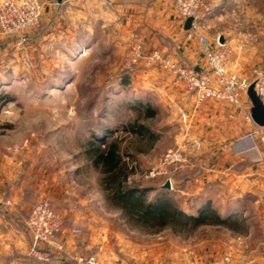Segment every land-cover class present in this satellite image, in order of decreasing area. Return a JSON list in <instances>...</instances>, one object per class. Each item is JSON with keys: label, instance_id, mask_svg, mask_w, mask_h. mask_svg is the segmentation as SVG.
<instances>
[{"label": "rangeland", "instance_id": "obj_1", "mask_svg": "<svg viewBox=\"0 0 264 264\" xmlns=\"http://www.w3.org/2000/svg\"><path fill=\"white\" fill-rule=\"evenodd\" d=\"M155 1L67 0L59 6L48 0L38 28L18 38L0 37V170L11 176L0 198L13 205L11 199L22 200L15 208L19 217L46 199L64 218L69 230L65 250L48 264H77L79 257L93 258L96 264H153L158 251L161 264H189V238L222 237L198 233L199 228L188 234L145 226L134 217L131 201L124 204L118 197L132 189L137 198L150 188L140 197L143 202L171 200L190 214L181 206L184 193L156 189L163 190L170 176H149L168 152L189 144L187 135L180 137L178 115L170 119V110L161 109L151 93V74L172 72L131 59L136 46L143 53L154 51V45L171 50L167 43L153 44L147 52L148 45L143 46L142 36L151 38L162 30L147 13ZM199 27L212 44L218 35L226 39L228 57L231 49L236 58L255 57L261 61L256 69L264 71V0H210ZM111 147L118 165L110 169L95 163V150L105 153ZM188 150L184 148L187 158ZM10 207L0 209L7 213ZM257 218L246 223L229 218L226 227L240 233L253 230L245 242L260 257L264 243ZM16 220L10 223L22 247L0 252V261L39 264L29 257L30 236ZM76 229L80 231L73 235ZM13 235L1 228L0 248L13 242ZM245 258L237 264L256 263Z\"/></svg>", "mask_w": 264, "mask_h": 264}, {"label": "crops", "instance_id": "obj_2", "mask_svg": "<svg viewBox=\"0 0 264 264\" xmlns=\"http://www.w3.org/2000/svg\"><path fill=\"white\" fill-rule=\"evenodd\" d=\"M66 2L67 0H63L61 6ZM147 13L154 15V24L160 26L162 30L151 38L142 36L143 46L148 45L145 46L147 49L144 47L146 52L153 44L158 43L162 47L167 43L171 45V50L157 49L165 57L175 62H188L189 66L197 69H205L201 48L194 41L197 37L190 36L189 30L184 29L185 21L179 18L173 6L166 0H156L155 5L152 4ZM122 19L126 23L127 14ZM148 27L151 29V26ZM156 28L153 26L152 30ZM166 31L168 34L165 36ZM145 32L147 31H143ZM222 38L223 44L228 47L229 43ZM154 46L152 48L156 50ZM233 52L234 49H231V56L227 58V67L232 74L250 77L253 70L261 65V61L255 57L236 58L232 55ZM149 53L144 52L143 55ZM151 75L154 84L151 93L156 97L161 109L170 110V119L178 115V123L183 127L180 137L185 134L188 142L197 140L201 144L198 150L189 146L187 155L190 166L183 172L174 171L170 175V190L185 194L186 200L181 206L185 205L192 216L204 208H209L223 219L237 218L239 221L244 220L245 223V219L249 221L259 217L262 221L261 239L264 243V161L260 163L254 161L262 152L260 144L246 140V134L251 131L252 125L244 120L239 110L227 104L207 100L197 105L194 96L172 74L165 72V75H168L165 77L163 72L162 74L154 72ZM242 101L250 110L248 97L243 96ZM1 173L0 170V193L4 189L3 185L11 181L10 174L4 173L2 176ZM11 200L14 205L5 208L8 210L7 213L0 209V232L1 228L7 229L8 232L14 233L12 237L15 239L2 245L0 248L2 253H10L12 248L22 247L16 243L15 232L18 230L10 222L17 219L16 221L23 226L31 208L25 209L26 214L19 217L15 208L22 204V200ZM12 210L16 214L11 213ZM198 230V233L203 231L222 233L220 234L222 237L196 241L193 237L189 238L185 244L188 254L186 261L189 264H237L246 256L253 259L252 262L256 261L254 264H264V255L258 257L256 247L255 249L248 247L245 242L253 230L248 229L247 233H240L224 226H202ZM29 243L28 250L31 247L30 238ZM261 253H264V247ZM159 254L160 251L153 257V264H161ZM0 264L4 263L0 261Z\"/></svg>", "mask_w": 264, "mask_h": 264}, {"label": "built area", "instance_id": "obj_3", "mask_svg": "<svg viewBox=\"0 0 264 264\" xmlns=\"http://www.w3.org/2000/svg\"><path fill=\"white\" fill-rule=\"evenodd\" d=\"M176 10L182 21L192 19L190 36H196L201 45V55L205 69L178 64L165 57L158 50L143 55L142 48L136 46L131 50L132 63L142 60L146 65L158 63L159 66L172 72L184 88L190 92L197 105L207 100L227 104L239 110L244 120L252 125L251 131L246 134V140L258 142L262 152L254 160L264 161V127L256 126L249 113V108L242 101L247 96V89L254 84V90L264 105V71L254 69L252 79L241 77L229 72L227 46L220 44L219 39L212 44L205 36L199 33L201 14L209 9L210 0H166ZM48 0H0V37L18 38L27 31L39 27L44 9ZM182 147L168 152L160 162L152 168L149 176H170L178 168L190 166V160L184 155V148L191 145L195 150L200 149V142L192 140ZM170 181V179H168ZM11 201L0 198V207L12 206ZM24 226L31 239L29 257L48 264L53 257L64 252L69 237V230L64 218L57 213L46 199L38 201L32 206L24 220ZM80 230L71 232L78 234ZM77 264H96L93 258L88 260L76 258Z\"/></svg>", "mask_w": 264, "mask_h": 264}, {"label": "trees", "instance_id": "obj_4", "mask_svg": "<svg viewBox=\"0 0 264 264\" xmlns=\"http://www.w3.org/2000/svg\"><path fill=\"white\" fill-rule=\"evenodd\" d=\"M115 155L116 152L113 147L105 153H100L98 150H95V163L100 162L105 166H111L109 167L111 169L118 165V160ZM156 189L163 193L168 191L161 190L159 187ZM150 190V188L141 190L139 194L141 195L140 197L143 198L145 193ZM135 193L137 192L131 189L127 190L123 196L118 194V197H123L122 201L124 204L127 203V201H131L132 211L136 214L134 217H138V220L144 223L145 226L156 227V229L159 230L169 228L174 233L177 232L176 229H183L185 233L188 234L202 226H229L226 224L227 219L221 218L216 211L210 210L209 208H204L200 210L197 215L192 216L184 213L181 208L171 200L158 199L153 203H147L143 202L139 196L134 198ZM53 260H55V257H53L52 261ZM36 262L42 264V262Z\"/></svg>", "mask_w": 264, "mask_h": 264}, {"label": "water", "instance_id": "obj_5", "mask_svg": "<svg viewBox=\"0 0 264 264\" xmlns=\"http://www.w3.org/2000/svg\"><path fill=\"white\" fill-rule=\"evenodd\" d=\"M63 0H55L57 5H61ZM192 19H187L184 23V29L190 30ZM218 42L223 44V38H219ZM197 70V68H196ZM247 97L250 102V118L252 122L258 127H264V105L262 104L260 98L256 94L254 90V84H251L247 89ZM163 190H170L171 184L170 181L167 180L161 187Z\"/></svg>", "mask_w": 264, "mask_h": 264}]
</instances>
